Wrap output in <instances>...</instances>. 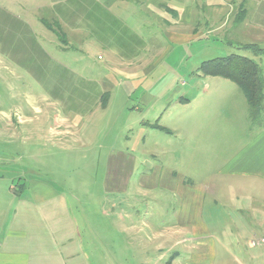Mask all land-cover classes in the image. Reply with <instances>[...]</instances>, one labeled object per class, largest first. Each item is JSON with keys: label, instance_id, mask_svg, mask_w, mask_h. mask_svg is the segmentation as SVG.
Segmentation results:
<instances>
[{"label": "rangeland", "instance_id": "obj_1", "mask_svg": "<svg viewBox=\"0 0 264 264\" xmlns=\"http://www.w3.org/2000/svg\"><path fill=\"white\" fill-rule=\"evenodd\" d=\"M51 5L52 0H0L4 183L14 181L19 192L28 179L42 177L69 196L84 235L98 244L87 249L89 264H168L176 253L180 264H264V185L223 171L259 126L236 83L198 71L207 60L238 54L255 60L264 76V52L246 47L254 43L264 50V39L251 42L229 32L242 12L232 10L229 20L228 9L218 17L217 10L206 8L197 23L203 30L204 22L215 23L213 36L177 44L143 9L145 14L133 18L146 38L141 62L131 72L115 67L107 72L100 52L63 50L65 36L58 39L36 20L47 18ZM45 22L63 33L56 21ZM73 77L84 83L105 80L111 96L105 108H84L79 122L69 123L75 134L63 136L66 113L55 95L80 98L97 85L71 84ZM71 113L74 119L77 112ZM145 122L170 132L148 128L142 138ZM126 160V190L114 192L122 185L109 182L110 174ZM182 180L195 184V211L207 224L203 231L180 224L188 204L185 190L177 194Z\"/></svg>", "mask_w": 264, "mask_h": 264}, {"label": "crops", "instance_id": "obj_2", "mask_svg": "<svg viewBox=\"0 0 264 264\" xmlns=\"http://www.w3.org/2000/svg\"><path fill=\"white\" fill-rule=\"evenodd\" d=\"M206 8L217 10L213 15L218 17L224 15L225 9H228L230 12L226 14L229 20L232 10L242 12L239 20L231 25V35L251 42L264 39V0H52L50 15L47 18L38 16L36 20L58 39L56 32L47 26L45 20L52 19L61 25L65 35L62 41L65 46H61V49L86 47L93 53L100 52L97 56L102 60L106 59L107 72L114 67L123 72H131L132 66L141 62V54L147 47L145 35L138 28V20L133 22L134 15L140 17L145 14L143 9H149V15L156 17L157 26H161L157 29L162 31L167 40L186 44L201 36H213L210 34L213 28L211 26L215 23L204 22L205 30L199 29L202 24L197 23V18L201 17ZM33 34L35 39L37 33ZM60 65L66 67L62 63ZM65 69L69 70L68 67ZM72 79L75 81L71 84L97 85L95 92L89 91L87 95L83 93L80 98H71V95L66 94L61 99L55 95L58 103L64 106L67 117H61L67 119V128L59 134L63 136L75 134L76 130L69 123L79 122L78 113L85 109L107 107L111 96L109 87L104 85L105 80L91 79L87 80L89 83H84L76 77ZM53 93L50 90L51 96ZM58 94L60 95V92ZM105 94H108L106 106L103 105ZM28 104L34 106L37 103L29 99ZM33 106L31 108L35 111ZM0 112L3 113L2 110ZM71 112H77L74 119ZM31 114L34 115L35 112ZM31 114H23L24 120L33 121ZM1 120H8V117ZM148 124L153 123H143L141 137L148 128L169 130L150 127ZM169 132L170 130L166 131ZM250 138L248 144L237 152V156L223 171L241 178H251L250 183L259 182V185H264V124L255 128ZM3 157L0 153V167L6 163ZM128 160L123 165L115 163L118 168L114 165V173L110 174L109 182L114 186L122 185L115 187L112 190L114 192L126 190L127 180L123 181L122 175ZM4 180L5 175L0 171V264H89L90 255L87 249H96L98 244L96 246L90 236L84 235L79 217L71 209L69 196L42 177L28 179L26 183L21 184L19 192L14 181L5 184ZM235 183L236 181H232V184ZM181 185L177 194L181 197V192L185 190L186 197L182 199L188 204L183 218L179 220L180 224L184 229L187 226L191 232L203 231L207 224L200 213L195 211V184L189 185L182 180ZM210 190H213L212 186ZM179 230L180 228L176 232ZM84 238L89 240L85 243ZM178 242L180 241L176 239L175 244ZM195 247L196 245H193L189 249ZM159 251L162 252V248ZM178 257L176 253L168 264H180ZM192 264H196V261Z\"/></svg>", "mask_w": 264, "mask_h": 264}, {"label": "trees", "instance_id": "obj_3", "mask_svg": "<svg viewBox=\"0 0 264 264\" xmlns=\"http://www.w3.org/2000/svg\"><path fill=\"white\" fill-rule=\"evenodd\" d=\"M56 33L58 36L59 34L64 35L62 32ZM246 47L250 49L254 48L258 53L264 52L257 44H248ZM198 71L204 77L219 76L236 83L244 92L253 125L260 127L264 124V118L262 119L261 116L264 108V76L259 64L255 60L243 55L232 54L227 57L207 60L202 63ZM107 100L108 94L103 95L104 106H106ZM148 126L166 130V128L160 126L158 123L148 124Z\"/></svg>", "mask_w": 264, "mask_h": 264}]
</instances>
